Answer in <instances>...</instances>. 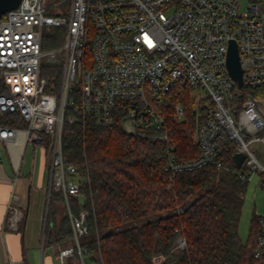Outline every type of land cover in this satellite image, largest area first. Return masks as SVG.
<instances>
[{"label": "built area", "instance_id": "obj_1", "mask_svg": "<svg viewBox=\"0 0 264 264\" xmlns=\"http://www.w3.org/2000/svg\"><path fill=\"white\" fill-rule=\"evenodd\" d=\"M21 0L0 19V114L17 112L25 127L0 125V162L9 158L15 172L25 146L41 144L48 160L47 202L61 192L73 237L60 245V264L78 254L93 264L83 244L90 227L88 212L76 213L72 201L81 197L84 177L65 160L64 134L68 114L79 97L83 120L112 125L123 112L126 132L168 139L169 121L187 119L189 94L198 155H171L166 169L176 175L213 164L242 183L263 175L264 162V11L259 0ZM64 30L59 48L47 49L53 29ZM237 44L242 85L230 73L228 52ZM62 66L56 91L47 90L42 68ZM195 106H197L195 108ZM231 144L243 152L239 167L223 152ZM17 194L12 199L17 200ZM7 223L16 228L22 209L10 205ZM178 239V247L186 246ZM255 257L264 264V214L259 216ZM89 259V260H88Z\"/></svg>", "mask_w": 264, "mask_h": 264}, {"label": "trees", "instance_id": "obj_2", "mask_svg": "<svg viewBox=\"0 0 264 264\" xmlns=\"http://www.w3.org/2000/svg\"><path fill=\"white\" fill-rule=\"evenodd\" d=\"M63 31L53 29L43 46L61 45ZM61 72L57 65L42 68L47 90H57ZM176 101H184L187 119L169 121L168 139L126 132L123 112L112 125L83 120L77 96L69 107L75 120L66 124L64 155L84 177L81 197L72 205L76 213L88 212L83 244L93 264H261L255 257L259 218L252 219L247 242L239 232L247 183L213 164L176 175L166 169L171 155L186 159L200 152L192 137L191 98L177 95L171 103ZM0 125L26 126L17 112L0 114ZM223 150L231 161V144ZM48 207L45 239L70 244L73 232L61 192L52 191ZM180 237L184 248L178 247ZM66 264H81L79 255Z\"/></svg>", "mask_w": 264, "mask_h": 264}, {"label": "crops", "instance_id": "obj_3", "mask_svg": "<svg viewBox=\"0 0 264 264\" xmlns=\"http://www.w3.org/2000/svg\"><path fill=\"white\" fill-rule=\"evenodd\" d=\"M21 163L20 159L19 172H15L9 158L0 162V264H60L58 250L61 244H53L44 236L46 217L43 221L42 206L45 198L40 191L45 189L47 195L45 150L37 181L33 182L34 169L22 172ZM12 194L19 198L12 199ZM12 203L22 209L16 228L7 223Z\"/></svg>", "mask_w": 264, "mask_h": 264}, {"label": "rangeland", "instance_id": "obj_4", "mask_svg": "<svg viewBox=\"0 0 264 264\" xmlns=\"http://www.w3.org/2000/svg\"><path fill=\"white\" fill-rule=\"evenodd\" d=\"M249 5H250L249 0H240V10L242 12L247 11V8L249 7ZM63 42H64V38L62 40L61 45L63 44ZM61 45L57 47H46V48L52 50L55 48H59ZM47 65H57L60 67L62 66L59 63H50ZM196 107L197 106H195V108ZM192 134H193V131H192ZM0 149L3 151V153H6L5 147L1 143H0ZM44 150L45 149L43 145L41 144L32 145L31 143H28L25 150L22 153V157H21L22 172L33 168L34 173H35V175L33 176V182L37 181V176L42 166ZM258 155H259V158L264 162V153L262 152L261 148H258ZM229 164L231 166L234 165L233 161H229ZM262 179H263V175L261 173L259 172L253 173L250 181L247 183V188L244 193V204H243V209H242V214H241V219H240L239 232H240V236L245 242H247L249 238L252 219L254 217L259 218L260 215L264 214V185L262 184ZM44 182L46 185L48 184L47 178H46V181ZM31 189H33V187H31ZM41 192L44 193V198H45L44 205L42 206V218L44 221L45 217L46 219L48 217L49 203L47 202V195H46L45 189L41 190L40 193Z\"/></svg>", "mask_w": 264, "mask_h": 264}, {"label": "water", "instance_id": "obj_5", "mask_svg": "<svg viewBox=\"0 0 264 264\" xmlns=\"http://www.w3.org/2000/svg\"><path fill=\"white\" fill-rule=\"evenodd\" d=\"M21 0H0V19L7 11L16 8ZM228 67L232 76L237 79L239 86L242 85L243 69L239 61V52L236 42L232 41L228 52ZM243 152H236L233 155V160L237 166H241L245 160Z\"/></svg>", "mask_w": 264, "mask_h": 264}]
</instances>
